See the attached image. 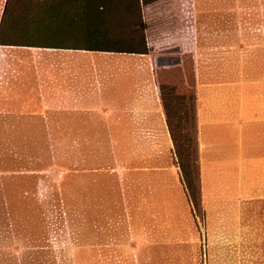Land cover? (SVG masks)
Returning a JSON list of instances; mask_svg holds the SVG:
<instances>
[{"label": "rangeland", "instance_id": "obj_1", "mask_svg": "<svg viewBox=\"0 0 264 264\" xmlns=\"http://www.w3.org/2000/svg\"><path fill=\"white\" fill-rule=\"evenodd\" d=\"M106 1L100 23L56 15L46 41L80 47L93 38L107 46L143 38L162 80L168 74L181 87L184 77L192 86L194 75L196 98L221 88L224 107L264 74V0ZM35 51L0 47V264H264V164L241 190L228 154L214 169L199 166L198 211L180 167L192 151L183 138L182 158L174 146L140 148V133L122 156L117 140L106 147L104 133L71 132L68 107H40L34 91L24 96ZM170 51L185 57L166 62Z\"/></svg>", "mask_w": 264, "mask_h": 264}, {"label": "crops", "instance_id": "obj_2", "mask_svg": "<svg viewBox=\"0 0 264 264\" xmlns=\"http://www.w3.org/2000/svg\"><path fill=\"white\" fill-rule=\"evenodd\" d=\"M184 39L180 43L186 44ZM31 50H37L30 65L32 82L24 77L23 92L34 91L40 107H68L64 117L69 119L63 122L70 126L71 132L104 133L106 147L113 149V141L117 140L118 155L122 156L137 148L133 144L137 133L141 134L138 138L142 136L148 141H143L140 148L153 153L160 148L166 151L172 148L149 53ZM246 86L249 89L245 96L234 90L226 107L227 96L223 97L221 88L213 92L202 90L206 102L201 103L199 94L196 98L199 166L214 169L224 163L228 154L230 169L238 174L236 183L240 182V190L242 185L246 187L248 175L261 171L259 168L264 164V74L259 81H248ZM212 94L215 107H210ZM218 115L230 118L228 126L214 122L213 116ZM214 188L216 191L218 186L214 184Z\"/></svg>", "mask_w": 264, "mask_h": 264}, {"label": "trees", "instance_id": "obj_3", "mask_svg": "<svg viewBox=\"0 0 264 264\" xmlns=\"http://www.w3.org/2000/svg\"><path fill=\"white\" fill-rule=\"evenodd\" d=\"M148 3L150 2L146 1L144 4ZM108 6L109 3L107 4L106 0H5L0 19V47L147 54L143 38H141L142 41L140 42L136 41L135 37L130 38L129 41H126L127 43L116 41L110 46L104 45L105 43H101L93 38V41L88 39L89 43H85L84 46L80 47L57 46L46 41L49 40L50 37H46L44 33L47 32L48 35L51 34V30L54 29L57 23L56 15L73 12L75 15H79L77 21L85 17L88 21L96 24L100 23L102 20V11ZM64 26L67 29L70 24L67 23ZM85 37L90 38L87 32ZM85 40H87V38ZM180 50L184 52V49ZM168 53L169 55H166ZM168 53H163L162 55L166 62L177 56L180 58L185 57L184 53H182V55L176 54L175 51H170ZM153 65L161 107L167 123L170 139L176 149V155L182 158L185 151L181 149L179 143L180 138H183L184 143L187 144V146L190 145L192 148L190 161H188L187 165H180V167L184 172L185 180L189 186L191 200L199 211L201 185L195 78L192 74V86H190L189 82L185 81L184 77H181L180 81H178L180 84H183V86L176 87V78L166 74L162 80L156 67V61H153ZM184 85L186 87H184ZM187 89H190L191 92H186L185 90ZM173 94L174 97L169 96ZM24 96L28 99H33L31 94ZM174 99L176 101L171 115L168 106L169 101Z\"/></svg>", "mask_w": 264, "mask_h": 264}]
</instances>
